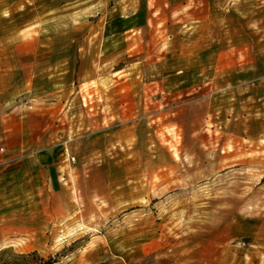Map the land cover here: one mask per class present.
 Instances as JSON below:
<instances>
[{
    "label": "rangeland",
    "instance_id": "1",
    "mask_svg": "<svg viewBox=\"0 0 264 264\" xmlns=\"http://www.w3.org/2000/svg\"><path fill=\"white\" fill-rule=\"evenodd\" d=\"M0 101L75 145L0 264H264V0H0Z\"/></svg>",
    "mask_w": 264,
    "mask_h": 264
},
{
    "label": "crops",
    "instance_id": "2",
    "mask_svg": "<svg viewBox=\"0 0 264 264\" xmlns=\"http://www.w3.org/2000/svg\"><path fill=\"white\" fill-rule=\"evenodd\" d=\"M12 105V101H0V195L3 201L13 199L7 194L15 195L38 209L42 196L56 193L51 179L58 178L59 166L65 162L64 148L75 145L67 142L66 129H52L49 114L38 109L15 113Z\"/></svg>",
    "mask_w": 264,
    "mask_h": 264
},
{
    "label": "trees",
    "instance_id": "3",
    "mask_svg": "<svg viewBox=\"0 0 264 264\" xmlns=\"http://www.w3.org/2000/svg\"><path fill=\"white\" fill-rule=\"evenodd\" d=\"M35 255H36V254L22 255L21 257H22V258H28V257L35 256ZM45 264H52V262L45 263Z\"/></svg>",
    "mask_w": 264,
    "mask_h": 264
}]
</instances>
